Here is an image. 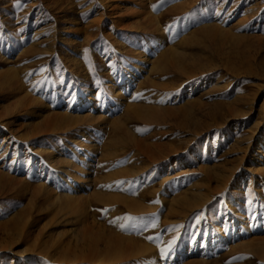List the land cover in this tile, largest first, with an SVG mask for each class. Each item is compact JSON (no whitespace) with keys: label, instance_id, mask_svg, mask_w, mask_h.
<instances>
[{"label":"rangeland","instance_id":"obj_1","mask_svg":"<svg viewBox=\"0 0 264 264\" xmlns=\"http://www.w3.org/2000/svg\"><path fill=\"white\" fill-rule=\"evenodd\" d=\"M14 4L0 264H264V0Z\"/></svg>","mask_w":264,"mask_h":264},{"label":"bare ground","instance_id":"obj_2","mask_svg":"<svg viewBox=\"0 0 264 264\" xmlns=\"http://www.w3.org/2000/svg\"><path fill=\"white\" fill-rule=\"evenodd\" d=\"M137 8V7H136ZM131 10H132V7H131ZM131 10H129V8H127V10L125 9V16L126 15H129L130 16V20H133L134 22L136 21H139L138 19H140V18H142L143 16H141V15H143V13H144V11L143 12H141V11H131ZM144 18V17H143ZM144 20V19H143ZM147 21H149V20H147ZM140 23V22H139ZM147 23V22H146ZM149 23V22H148ZM151 23V22H150ZM136 24V23H135ZM19 87L20 86H18V89H19ZM20 90V89H19ZM72 178V177H71ZM65 181V180H64ZM52 197H54V195L52 196ZM57 198H55V199H57V201L58 200H60V198H58V196H56ZM109 200V199H108ZM77 201H79V198L78 197H75V198H66L65 199V206H64V208H65V213H64V215H68L67 217H65L66 218V220L67 219H69L70 218V216H76L77 215V217L78 218H80L81 216H83V211H80V213H79V208L75 205V204H77ZM109 202V201H108ZM131 208V207H130ZM83 210V209H82ZM145 211V210H144ZM63 215V216H64ZM85 215H86V213H85ZM242 217V216H241ZM84 218V217H83ZM240 219V218H239ZM237 221V220H236ZM238 222L240 223V220H238ZM131 246V245H130ZM138 247V246H137ZM145 247V246H144ZM120 248V247H119ZM118 247H116V248H114V249H111L110 248V250H112L113 251V255H112V257H114V258H119L120 257V255H121V253L122 252H120V249H119ZM144 250V249H143ZM191 250H193L192 249V245L190 246V248L187 250V252H189V251H191ZM122 251V250H121ZM133 251V250H132ZM2 251H0V253H1ZM140 252H142V251H140ZM142 255V254H141ZM22 262V264H23V261H21ZM20 262V263H21Z\"/></svg>","mask_w":264,"mask_h":264},{"label":"snow or ice","instance_id":"obj_3","mask_svg":"<svg viewBox=\"0 0 264 264\" xmlns=\"http://www.w3.org/2000/svg\"><path fill=\"white\" fill-rule=\"evenodd\" d=\"M22 2H23V0H15L14 8L17 7V6H19V5H21ZM152 7L155 8V5H153ZM44 70L45 69H41V71H44ZM122 219H123V221L125 223H121L119 225L121 228H124L126 226V223L127 222H129V221H136L137 220L136 217H133V216H130V215H126V216L122 217ZM132 227L135 228L136 225L133 224ZM146 227L147 228H154V227H156V221L155 220H152L150 223H147L146 224ZM147 238L148 239H152V237H147ZM174 243H175V238L169 240L168 243H167V250L164 247L158 246L159 247V252H160L161 256L166 255L167 254V251H170L172 249Z\"/></svg>","mask_w":264,"mask_h":264}]
</instances>
